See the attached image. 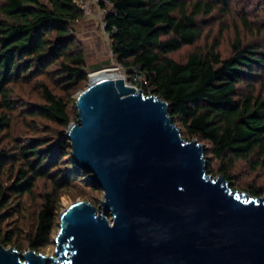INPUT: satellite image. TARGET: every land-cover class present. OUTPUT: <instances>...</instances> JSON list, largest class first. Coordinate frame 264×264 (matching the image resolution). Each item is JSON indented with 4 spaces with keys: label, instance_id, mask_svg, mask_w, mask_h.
Returning <instances> with one entry per match:
<instances>
[{
    "label": "trees",
    "instance_id": "16d2710c",
    "mask_svg": "<svg viewBox=\"0 0 264 264\" xmlns=\"http://www.w3.org/2000/svg\"><path fill=\"white\" fill-rule=\"evenodd\" d=\"M105 1L110 4L104 20L111 49L131 78L143 77L133 78L132 83L168 102L169 114L182 134L207 142L203 143L205 153L210 151L221 162L220 172L230 183L225 168L236 161L248 162L254 169L264 165V96L240 89L247 76L264 67V49L255 42L244 43L236 33L227 56L217 50V42L206 50L194 48L183 61L171 56L201 38L199 15L210 14L217 4L227 5L230 0H101L102 8ZM82 14L77 0H0V242L5 246L15 241L12 230H3L11 215V196L30 195L39 179L52 177L59 150L68 143L63 130L56 138L57 151L43 138L15 141L10 130L17 100L14 84L56 64L55 86L63 92L43 84L44 102L29 106L25 114L53 121L63 129L76 120L75 99L70 94L84 84L87 72L71 22ZM242 20L253 29L246 18ZM9 142H15V152L9 151ZM208 164L207 158L211 173ZM66 166L62 178H54L52 192L44 194L36 226L27 236L31 249L50 241L59 186L77 177L98 188L72 156ZM249 191L257 193L254 188Z\"/></svg>",
    "mask_w": 264,
    "mask_h": 264
},
{
    "label": "water",
    "instance_id": "95a60500",
    "mask_svg": "<svg viewBox=\"0 0 264 264\" xmlns=\"http://www.w3.org/2000/svg\"><path fill=\"white\" fill-rule=\"evenodd\" d=\"M75 105L71 155L103 199L60 212L54 255L0 242V264H264V195L213 178L166 100L110 76L89 79Z\"/></svg>",
    "mask_w": 264,
    "mask_h": 264
},
{
    "label": "rangeland",
    "instance_id": "374dc122",
    "mask_svg": "<svg viewBox=\"0 0 264 264\" xmlns=\"http://www.w3.org/2000/svg\"><path fill=\"white\" fill-rule=\"evenodd\" d=\"M101 0H77L78 5L83 11L80 18L71 22L72 32L76 39L81 43L85 55V67L87 72L86 81L82 86H79L70 96L75 99L76 93L84 88L90 78V72L103 66H113L125 80L132 83V79L143 80L142 76L133 75L127 71L118 61L111 49V39L109 33L105 29L104 14L110 4L105 1L106 7L102 8ZM195 1V0H189ZM242 18L251 24L253 29L246 28ZM198 21L202 29L201 38L192 46H184L182 49L171 53V56L176 60L183 61L188 53L194 48L208 49L213 43L217 42V50L222 56H227L231 53V43L236 33L240 34L244 43L255 42L261 49H264V0H230L227 5L217 4L216 9L210 14H201L198 16ZM56 64L50 65V70L44 73L35 71L30 78L17 81L14 84L16 106L11 112L12 124L11 134L18 143L24 142L27 138H43L47 146L56 147V138L59 131L66 132L59 124L40 118L32 117L25 114V110L34 104L43 103L42 91L43 84L48 85L56 93H62L61 89L57 88L56 81L58 73ZM52 69V70H51ZM58 85V84H57ZM137 88H140L137 86ZM240 89L244 93L254 92L264 96V67L258 69L256 74H251L245 78L244 83L240 85ZM34 118V119H33ZM75 121L74 119L72 122ZM33 122L35 126L33 127ZM185 140L197 138L201 143L208 145L206 141L199 139L196 136L187 137L182 134ZM68 143L59 150L60 159L57 161L56 167H52V177L41 178L37 181L30 195L11 196L10 201V217L3 224V230H12L14 240L10 243V247L18 249L21 253L27 250L29 242L27 236L33 232L37 214L41 208L44 194L52 192L54 186V178L60 173L68 171L67 164L71 155V146L68 138ZM9 151L15 152V142L8 143ZM42 145V147L46 146ZM56 147V151H57ZM209 159V168L212 172H208L213 178L220 174L222 169L221 162L212 156L210 151L205 153ZM12 163V162H11ZM10 163V164H11ZM15 168L19 166V162L14 163ZM225 171L230 175V186L236 192H246L254 196L264 195V165L257 169L251 167L248 162L236 161L233 167L225 168ZM61 176V175H60ZM63 176V175H62ZM59 177V178H62ZM58 180V179H57ZM254 188L257 193L253 194L249 189ZM57 199L53 209V226L49 234L50 241L47 245L36 249L37 252H42L45 255H54L56 237L59 231L60 212L72 202L76 200H88L95 206H99L100 200L103 199V190L97 187H91L90 184L73 177V179L65 186L57 188ZM108 217L111 218L110 214ZM17 245V246H16Z\"/></svg>",
    "mask_w": 264,
    "mask_h": 264
},
{
    "label": "bare ground",
    "instance_id": "6f19581e",
    "mask_svg": "<svg viewBox=\"0 0 264 264\" xmlns=\"http://www.w3.org/2000/svg\"><path fill=\"white\" fill-rule=\"evenodd\" d=\"M122 77L123 75H121L119 72H117V70L115 69V67L113 66H103L101 68L95 69L93 71L90 72V78L91 80H95L98 78H102V77Z\"/></svg>",
    "mask_w": 264,
    "mask_h": 264
},
{
    "label": "built area",
    "instance_id": "2783aa9c",
    "mask_svg": "<svg viewBox=\"0 0 264 264\" xmlns=\"http://www.w3.org/2000/svg\"><path fill=\"white\" fill-rule=\"evenodd\" d=\"M132 85H134L137 88V86L135 84H132Z\"/></svg>",
    "mask_w": 264,
    "mask_h": 264
}]
</instances>
